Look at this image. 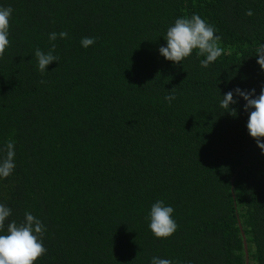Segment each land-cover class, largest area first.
Listing matches in <instances>:
<instances>
[{"label": "trees", "instance_id": "16d2710c", "mask_svg": "<svg viewBox=\"0 0 264 264\" xmlns=\"http://www.w3.org/2000/svg\"><path fill=\"white\" fill-rule=\"evenodd\" d=\"M0 6L14 9L0 57V148L11 140L16 152L0 203L12 210L5 227L25 212L46 226L35 264H245L240 222L250 264H264V152L243 98L230 105L236 116L219 107L230 90L264 87V0ZM193 13L220 36L207 68L195 50L183 63L159 54L168 27ZM62 30L68 37L50 43ZM85 36L95 38L87 49ZM53 43L59 61L41 74L34 51ZM157 200L174 208L168 238L148 228Z\"/></svg>", "mask_w": 264, "mask_h": 264}, {"label": "clouds", "instance_id": "9594fccd", "mask_svg": "<svg viewBox=\"0 0 264 264\" xmlns=\"http://www.w3.org/2000/svg\"><path fill=\"white\" fill-rule=\"evenodd\" d=\"M13 12L14 9L11 6H0V57L4 55L9 45L10 19ZM68 35V32L63 30L59 33L51 32L48 34V39L51 43L58 37L66 39ZM163 37L166 45L160 46L159 54L173 63H183L184 59L195 50L197 57H204L200 60L201 68H207L223 52L218 43L220 36L216 34V29L196 13L190 17L175 19ZM94 43V37L85 36L80 40L81 46L85 49ZM55 47L53 43L47 52L39 48L35 49L34 57L41 74L48 71V66L52 62L59 61V57L54 54ZM255 55L258 58L257 63L261 69H264V44L258 46ZM40 82L44 83L43 80ZM239 98H243L246 102L244 109L248 112L246 124L248 133L264 152V140L261 139L264 138V87H261L258 95L254 88L249 90L237 87L230 90L222 95L219 107L236 116V109L231 108L230 105L238 103ZM164 99L171 103L175 99V94H166ZM15 155V144L11 140L0 148V179H6L14 171ZM11 211L9 207L0 203V264H35L47 251L43 239L46 226L31 212H25L23 221L20 223L11 221L5 227V221L10 217ZM173 213L174 208L166 205L163 200H157L151 205L146 218L149 221L148 228L156 238H168L175 233L178 225ZM149 264H172V261L152 256Z\"/></svg>", "mask_w": 264, "mask_h": 264}, {"label": "water", "instance_id": "95a60500", "mask_svg": "<svg viewBox=\"0 0 264 264\" xmlns=\"http://www.w3.org/2000/svg\"><path fill=\"white\" fill-rule=\"evenodd\" d=\"M240 228H241V233L243 236V241H244V248H245V255H246V261L245 264H250V258H249V245H248V239H247V234L246 231L243 227V224L240 222L239 224Z\"/></svg>", "mask_w": 264, "mask_h": 264}]
</instances>
